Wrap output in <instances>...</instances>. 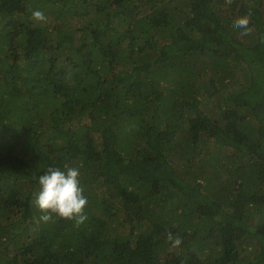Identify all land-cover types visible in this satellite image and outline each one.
I'll use <instances>...</instances> for the list:
<instances>
[{
  "label": "trees",
  "instance_id": "obj_1",
  "mask_svg": "<svg viewBox=\"0 0 264 264\" xmlns=\"http://www.w3.org/2000/svg\"><path fill=\"white\" fill-rule=\"evenodd\" d=\"M0 264H264V0H0Z\"/></svg>",
  "mask_w": 264,
  "mask_h": 264
},
{
  "label": "clouds",
  "instance_id": "obj_2",
  "mask_svg": "<svg viewBox=\"0 0 264 264\" xmlns=\"http://www.w3.org/2000/svg\"><path fill=\"white\" fill-rule=\"evenodd\" d=\"M233 0H226L231 4ZM34 20L45 22L47 17L39 10L32 12ZM250 13L238 17L234 21V27L241 29V35H250L253 29L250 27ZM40 190L34 194L33 203L43 213L40 219L43 222L53 220V214L66 220H73L77 226L82 225L88 219L85 208L88 199L84 195V188L81 186L80 170L77 167L65 164L60 167H48L46 172L38 176ZM168 240L173 247L179 246L181 238L168 234Z\"/></svg>",
  "mask_w": 264,
  "mask_h": 264
}]
</instances>
